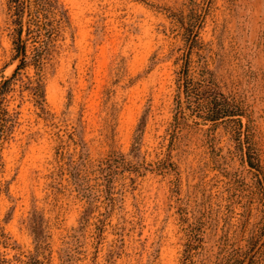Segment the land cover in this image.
I'll use <instances>...</instances> for the list:
<instances>
[{"label": "rangeland", "instance_id": "1", "mask_svg": "<svg viewBox=\"0 0 264 264\" xmlns=\"http://www.w3.org/2000/svg\"><path fill=\"white\" fill-rule=\"evenodd\" d=\"M51 5L47 24L0 0V88L25 58L0 94V264H243L264 233V0Z\"/></svg>", "mask_w": 264, "mask_h": 264}, {"label": "trees", "instance_id": "2", "mask_svg": "<svg viewBox=\"0 0 264 264\" xmlns=\"http://www.w3.org/2000/svg\"><path fill=\"white\" fill-rule=\"evenodd\" d=\"M29 7H30L29 4L23 6L21 12L19 13L20 16H23L25 11H28V13H29ZM51 7H52L51 0H34V8H35L36 17H39V18L43 17L45 23H47V24H49V19L51 18V15H50ZM31 13H32V11H31ZM32 15H33V13H32ZM52 28H53L52 26L47 28V30L49 31V34L47 36H49V37H51L52 30L54 29V28L53 29ZM17 31H18V36H19V39H20L21 35H22V32H23L22 25L19 27V29ZM16 47H17V50H18V54L20 53L21 50L24 51V52L26 51L25 45L20 46V43H18ZM41 58H42L41 55L38 56V59L36 60L37 61L36 62L37 65L40 64ZM24 61H25V58L23 57L21 63L18 65V67L15 70V72L13 73V75L3 82V84L1 85V88H0V94L8 86V84L11 82V80L16 76V74L18 73V70L20 68H22V65H23ZM189 92H190L189 84H185V93H186L187 96L190 95ZM232 115H235V113L232 112L231 110H228V108L227 109H223V108L212 107L206 112V117L208 119H210V120H216V119H218V118H220L222 116H230L231 117ZM9 128H10V123H9L8 114H7L6 111H2L1 105H0V141L5 136L6 132L9 130ZM247 159H248L249 164L252 167H254L255 164H254V162H253V160H252V158H251L249 153H247ZM252 260H251L250 264L252 263Z\"/></svg>", "mask_w": 264, "mask_h": 264}, {"label": "water", "instance_id": "3", "mask_svg": "<svg viewBox=\"0 0 264 264\" xmlns=\"http://www.w3.org/2000/svg\"><path fill=\"white\" fill-rule=\"evenodd\" d=\"M261 180L264 182V177L262 175V173H259ZM264 244V233L261 237V239L259 240L258 244L252 249V251L250 252V254L247 256L246 260L244 261L243 264H249L251 259L254 257V255L257 253V251L260 249V247Z\"/></svg>", "mask_w": 264, "mask_h": 264}]
</instances>
